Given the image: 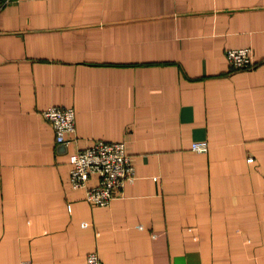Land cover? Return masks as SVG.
Masks as SVG:
<instances>
[{
  "label": "crops",
  "instance_id": "crops-1",
  "mask_svg": "<svg viewBox=\"0 0 264 264\" xmlns=\"http://www.w3.org/2000/svg\"><path fill=\"white\" fill-rule=\"evenodd\" d=\"M245 47L257 67L233 70ZM51 106L77 113L68 146ZM98 140L124 141L136 170L105 207L70 182ZM94 251L264 264V0H0V264Z\"/></svg>",
  "mask_w": 264,
  "mask_h": 264
},
{
  "label": "built area",
  "instance_id": "built-area-1",
  "mask_svg": "<svg viewBox=\"0 0 264 264\" xmlns=\"http://www.w3.org/2000/svg\"><path fill=\"white\" fill-rule=\"evenodd\" d=\"M10 1V0H8ZM229 63L233 70H251L257 67L254 50L249 47L227 51ZM42 116L55 131L56 142L68 146L76 141L77 113L73 107L51 106L43 110ZM74 135V137L72 136ZM194 150L207 152L208 142H195ZM72 165L70 182L76 189L86 191V199L97 206L105 207L120 196L129 183H134L136 170L126 143L98 140L86 149H78L70 157ZM98 177L99 184L90 186L88 180ZM87 264H103L99 252H91Z\"/></svg>",
  "mask_w": 264,
  "mask_h": 264
}]
</instances>
